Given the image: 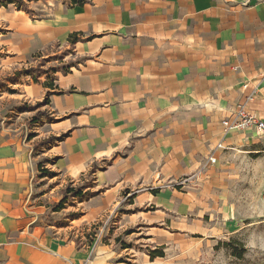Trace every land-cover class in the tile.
<instances>
[{"label":"rangeland","instance_id":"1","mask_svg":"<svg viewBox=\"0 0 264 264\" xmlns=\"http://www.w3.org/2000/svg\"><path fill=\"white\" fill-rule=\"evenodd\" d=\"M24 1L31 14L0 0V108L32 140L40 178H52L32 186L43 207L41 230L65 242L107 245L108 264H264V138L235 133L217 150L215 125L205 132L210 139L194 141L180 140L176 126L116 123L117 111L102 108L119 103V94L100 98L101 82L115 78L99 76V68L101 55L131 36L119 30L122 18L131 21L133 0ZM21 35L30 49L19 45ZM85 68L97 70L87 89L78 80ZM70 94L81 107L52 115L53 96ZM85 100L90 124L81 119L89 113ZM58 120L88 124L91 138L73 142L68 127L53 133ZM84 153V171L65 174L64 155L79 160Z\"/></svg>","mask_w":264,"mask_h":264},{"label":"crops","instance_id":"2","mask_svg":"<svg viewBox=\"0 0 264 264\" xmlns=\"http://www.w3.org/2000/svg\"><path fill=\"white\" fill-rule=\"evenodd\" d=\"M122 20L119 31L131 36L121 35L115 49L101 55L106 63L99 68V76L115 78L101 82L105 89L100 98L119 94V103L102 108L110 114L117 111L116 123L176 126L180 140L194 141L210 139L205 132L215 125L218 143L225 147L235 133L258 136L253 131L225 135L222 121L240 104L264 118V0H133L131 21ZM19 45L27 50L34 44L21 35ZM96 74L92 68L83 70L78 80L84 89ZM70 95L53 96L50 113L79 109ZM86 103L89 113L81 119L90 124L92 107ZM21 126L0 108V264H108L107 245L65 242L41 230L43 207L32 196L34 181L40 178L38 158ZM87 126L51 123L53 133L68 127L73 142L91 138L93 128ZM85 154L79 160L64 155L65 174L82 173ZM55 169L60 173L63 168Z\"/></svg>","mask_w":264,"mask_h":264},{"label":"built area","instance_id":"3","mask_svg":"<svg viewBox=\"0 0 264 264\" xmlns=\"http://www.w3.org/2000/svg\"><path fill=\"white\" fill-rule=\"evenodd\" d=\"M222 125L225 135L231 132L253 131L264 138V118L249 111L244 104H240L230 116L225 118ZM223 148H225L223 141H220L217 149ZM210 160L215 163L217 158L212 155ZM262 194L264 198V186Z\"/></svg>","mask_w":264,"mask_h":264},{"label":"trees","instance_id":"4","mask_svg":"<svg viewBox=\"0 0 264 264\" xmlns=\"http://www.w3.org/2000/svg\"><path fill=\"white\" fill-rule=\"evenodd\" d=\"M73 2H74L75 4H76V3L82 4V3H83V0H73ZM6 3H7V4H9V3H16V7H17V9H19V10H24V11H26V12L29 13V14L32 13V10L29 8V6L27 5V3H26L24 0H7ZM75 35H76V33H72V34H70V36H69V38H68V40L71 42V45H72V46H74V45L79 41L78 38H74ZM31 71H32V69L28 70V73H31ZM45 86H46V87H51L52 84L46 82V83H45ZM51 88H53V87H51ZM40 114H41V113L39 112V113L37 114L38 116H37L36 118H34V119H38V117H39ZM72 191H75V192H74V196L81 197V196L84 195L82 189H78V190L70 189V192H72ZM87 193H88V192H87ZM63 201H64V200H62V202H63ZM152 256H154V254H152Z\"/></svg>","mask_w":264,"mask_h":264}]
</instances>
